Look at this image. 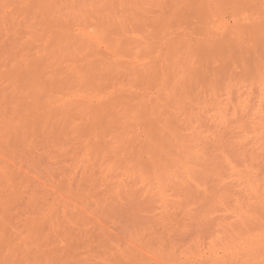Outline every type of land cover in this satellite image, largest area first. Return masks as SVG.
Listing matches in <instances>:
<instances>
[{"label": "rangeland", "instance_id": "374dc122", "mask_svg": "<svg viewBox=\"0 0 264 264\" xmlns=\"http://www.w3.org/2000/svg\"><path fill=\"white\" fill-rule=\"evenodd\" d=\"M0 264H264V0H0Z\"/></svg>", "mask_w": 264, "mask_h": 264}]
</instances>
